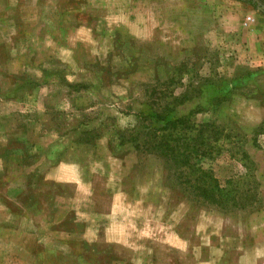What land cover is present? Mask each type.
Instances as JSON below:
<instances>
[{
  "label": "rangeland",
  "instance_id": "1",
  "mask_svg": "<svg viewBox=\"0 0 264 264\" xmlns=\"http://www.w3.org/2000/svg\"><path fill=\"white\" fill-rule=\"evenodd\" d=\"M261 57L264 0H0V264H264Z\"/></svg>",
  "mask_w": 264,
  "mask_h": 264
},
{
  "label": "trees",
  "instance_id": "2",
  "mask_svg": "<svg viewBox=\"0 0 264 264\" xmlns=\"http://www.w3.org/2000/svg\"><path fill=\"white\" fill-rule=\"evenodd\" d=\"M236 1H240V0H236ZM170 122H166V124L165 125H167V124H169Z\"/></svg>",
  "mask_w": 264,
  "mask_h": 264
},
{
  "label": "crops",
  "instance_id": "3",
  "mask_svg": "<svg viewBox=\"0 0 264 264\" xmlns=\"http://www.w3.org/2000/svg\"><path fill=\"white\" fill-rule=\"evenodd\" d=\"M260 52H261V50H260ZM262 58V61L264 60V57H261Z\"/></svg>",
  "mask_w": 264,
  "mask_h": 264
}]
</instances>
